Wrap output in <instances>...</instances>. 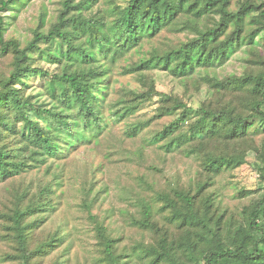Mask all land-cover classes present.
<instances>
[{"label":"trees","instance_id":"obj_1","mask_svg":"<svg viewBox=\"0 0 264 264\" xmlns=\"http://www.w3.org/2000/svg\"><path fill=\"white\" fill-rule=\"evenodd\" d=\"M22 1L0 0V52L11 57L8 75H0V182L58 157L77 140L103 130L104 119L94 107L105 89L95 81L100 70L94 64L99 58L114 59L127 53L144 38L155 37L163 28L171 26L180 15L196 20L219 15V20L213 28L193 27L197 34L193 39L165 53L153 54L127 72L159 69L175 77H186L197 70L224 65L244 45L251 46L255 56L259 40L264 41V2L243 3L237 12H231L228 0H127L124 6H114L102 18L86 19L82 12L90 8L92 1L61 0L62 9L52 28L47 33L41 31V22L33 38L21 48L18 41L5 39L1 12ZM246 25L249 30L243 34ZM82 37V45L76 44ZM40 43L45 47L41 48ZM33 52H40L52 64L61 65L60 71L49 74L34 67ZM258 63V69L239 77L222 80L203 77L216 91L245 93L243 102L250 112L248 115L228 106L213 109L203 105L193 109L179 99L157 93L150 85L146 93L133 94L132 105L121 108L119 119L133 114L153 96H161L163 101L172 104L164 112L180 110L176 125L190 122L186 136L180 141L172 140L166 145L167 150L175 144H198L203 146L205 172L236 169L240 166L236 156L205 149L210 141L245 138L253 122H264V63ZM37 76L46 78L42 89L45 102L40 105L26 96L28 80ZM33 117L45 119L47 127H42ZM160 137L164 138L165 134ZM251 149L260 157L261 165L257 169L260 183L264 185V138L259 147ZM208 186H200L193 195L180 189L172 190V194L156 191L152 203L139 199L142 219L135 224L154 230L159 235L155 243L139 242L118 248V239L96 224L101 247L97 264H264V187L260 198L242 210L238 221L217 218L211 196L204 200L201 211L196 200ZM155 204H160L157 212L168 211L169 220L185 229L178 242L169 241L152 222ZM33 212L34 208L19 198L9 213L3 214L15 243L14 255H8L7 260L34 264L51 247L49 240L36 243V226L26 220ZM204 234L211 238L210 242Z\"/></svg>","mask_w":264,"mask_h":264},{"label":"rangeland","instance_id":"obj_2","mask_svg":"<svg viewBox=\"0 0 264 264\" xmlns=\"http://www.w3.org/2000/svg\"><path fill=\"white\" fill-rule=\"evenodd\" d=\"M81 1L84 0H76V3ZM88 1H92L91 6L82 12V17L96 19L111 13L114 6H124L127 0ZM262 2L264 0H228V10L237 12L243 3ZM61 3V0H24L1 12L5 39L16 40L23 48L41 22V31L47 33L57 22ZM218 20L219 15L201 20L180 15L171 26L163 28L155 37L144 38L138 47L127 53L114 59L99 58L94 64L100 70L95 81L105 89L94 107L104 119L103 130L87 134L86 139L77 140L58 157L0 182V264H18L6 259L14 255L15 243L3 214L9 213L19 198L34 208V214L26 220L36 226V243L51 241L46 254L34 260V264H97L101 247L96 237V224L118 239V248L139 242L155 243L159 235L135 223L142 219L139 199L152 203L156 191L172 194V190L180 189L193 195L200 186L208 184L202 197L196 200L201 211L204 200L211 196L217 218L240 221L242 210L260 198L264 187L257 169L261 165L260 157L251 149L259 147L264 138V122H253L245 138L207 143L206 151L236 156L240 163L233 170L223 168L207 173L202 165L203 146L184 143L167 150L166 145L172 140L180 141L186 136L190 124H175L180 110L164 112L171 102L153 96L133 114L119 119L121 108L132 105L133 94L146 93L150 85L157 93L179 99L193 109L203 105L213 109L228 106L248 115L250 112L243 102L245 93L216 91L203 77L208 75L222 80L258 69V61L264 63L262 40L257 44L255 56L251 46L244 45L224 65L197 70L186 77H175L159 69L127 72L151 55L165 53L193 39L197 35L193 27L213 28ZM248 30L246 25L243 34ZM83 41L82 37L75 43L82 45ZM40 47L45 46L40 43ZM32 60L34 67L49 74L60 71L61 65L52 64L40 52H33ZM10 64L11 57L0 52V75H8ZM45 80L39 76L28 80L26 96H30L33 103L45 102L42 91ZM32 119L42 127L48 125L43 118ZM18 128L21 129V125ZM161 134L165 137L161 138ZM159 208L160 204L153 205L152 222L169 241L178 242L185 229L169 220L168 211L157 212ZM37 209L40 210L36 212ZM216 219L213 220L216 222ZM204 237L211 241L207 234Z\"/></svg>","mask_w":264,"mask_h":264}]
</instances>
